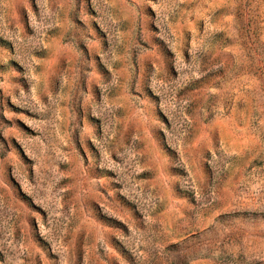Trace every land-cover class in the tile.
I'll return each mask as SVG.
<instances>
[{
    "label": "rangeland",
    "instance_id": "obj_1",
    "mask_svg": "<svg viewBox=\"0 0 264 264\" xmlns=\"http://www.w3.org/2000/svg\"><path fill=\"white\" fill-rule=\"evenodd\" d=\"M0 264H264V0H0Z\"/></svg>",
    "mask_w": 264,
    "mask_h": 264
}]
</instances>
